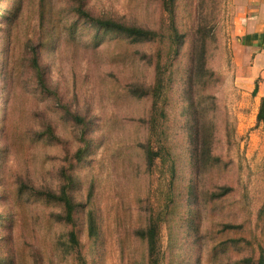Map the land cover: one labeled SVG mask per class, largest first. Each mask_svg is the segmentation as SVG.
<instances>
[{"label":"rangeland","instance_id":"obj_1","mask_svg":"<svg viewBox=\"0 0 264 264\" xmlns=\"http://www.w3.org/2000/svg\"><path fill=\"white\" fill-rule=\"evenodd\" d=\"M72 1L0 0V264H148L150 222L154 264L264 262V76L236 45L235 1L174 0L173 19L168 0ZM195 31L207 73L189 87ZM32 45L51 94L23 65ZM66 109L88 119L77 164Z\"/></svg>","mask_w":264,"mask_h":264},{"label":"trees","instance_id":"obj_2","mask_svg":"<svg viewBox=\"0 0 264 264\" xmlns=\"http://www.w3.org/2000/svg\"><path fill=\"white\" fill-rule=\"evenodd\" d=\"M74 2L78 3V6L81 7L82 6V2L81 0H73ZM72 1V2H73ZM173 1L174 0H168L167 1V11L169 16L172 18L173 14H174V7H173ZM41 16V17H40ZM43 19L42 14L39 15V21H41ZM173 19V18H172ZM96 22H98L97 19H95ZM99 24L103 25V26H110L111 28H117L118 30H122L124 32H126L127 34H129L130 36H134V37H139L141 38L142 36H146L149 35V32L147 30H143L144 28H140V27H129L127 24H121L119 22H114V21H105V22H100ZM100 25V26H101ZM167 32L170 34V42L174 41V46H173V53L175 56L178 55L180 47L182 46L183 40H184V35L183 34H179L176 30V28L174 27L173 24H170L169 28H167ZM198 34L195 31V36L194 39L192 41V51H191V61H192V66L189 72V78H188V85L189 87L193 86V82L194 79L197 77V75L201 74V78H204V74L207 73V69H206V60H205V53L204 50H202L201 53H199V50H197V43L200 41V39H202L203 37H197ZM172 37V39H171ZM27 43H31L29 41H27ZM36 45H32L30 47V53H29V58L26 56V58L24 57L23 59H28L25 60V63H23V65L25 67H27L29 69V71H31L33 73V76L35 78H37L40 82V84L43 86L45 93L47 94H51L49 91V88L47 87L46 83H45V79L43 76V72H42V67L39 65V53L38 50L35 47ZM12 51V47L9 49H7L5 54H8V56L11 54ZM23 60V61H24ZM22 65V66H23ZM258 86L257 83H255L254 89H253V94H255L257 92ZM57 94V93H56ZM55 98H57V96H55ZM62 106L63 104L61 102L57 103V106ZM55 111H61L60 110H56L55 108H53ZM67 110L68 113V117L70 118V123H73L72 125L74 126L76 123H80L81 125V130H82V134H81V147L78 148L77 150H75V153L73 155V157L70 158V164L72 162V160H76V163H79L82 159V154L84 151V145L87 143V134H88V119L87 117L83 116H79L77 115L78 113H75L71 110ZM256 119L258 122H262L264 123V97H262L261 101H260V105H259V109H258V113L256 116ZM77 125V124H76ZM39 133L38 135H40L41 137L44 138H48L49 142H55L59 141V138L57 137L56 133H55V127L51 121V119L48 118L47 115H45L43 113V117L40 121L39 124ZM27 131H28V127H24L23 129L21 128V136H27ZM67 152V150H65ZM73 165H70V167ZM65 196V193L63 192V197ZM67 196V195H66ZM64 204H66V208H67V220H70L71 217V213H73V209H74V205L73 203L68 199V197H66V200L64 201ZM87 229H88V236L90 238L95 237L96 235V230H95V223H94V219L91 215V213H89L88 215V220H87ZM157 230V226L155 223H148V226L146 229H144V231H141L143 234V239L145 240L147 247L149 248V258H150V263L148 264H154L155 260H153V250H154V244H155V240H154V233ZM71 239L73 240V235H71ZM153 263H152V261ZM258 264H264L263 259L260 258Z\"/></svg>","mask_w":264,"mask_h":264},{"label":"crops","instance_id":"obj_3","mask_svg":"<svg viewBox=\"0 0 264 264\" xmlns=\"http://www.w3.org/2000/svg\"><path fill=\"white\" fill-rule=\"evenodd\" d=\"M236 15L233 19L236 45L248 56V72L264 76V0H234Z\"/></svg>","mask_w":264,"mask_h":264}]
</instances>
